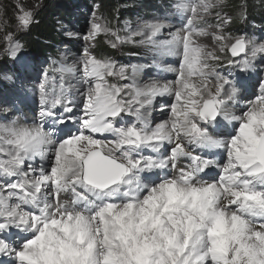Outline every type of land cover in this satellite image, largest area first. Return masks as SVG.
I'll list each match as a JSON object with an SVG mask.
<instances>
[{"label": "snow or ice", "instance_id": "snow-or-ice-1", "mask_svg": "<svg viewBox=\"0 0 264 264\" xmlns=\"http://www.w3.org/2000/svg\"><path fill=\"white\" fill-rule=\"evenodd\" d=\"M39 7L14 0L0 56L20 59ZM225 7L172 0L114 26L96 5L71 62L40 72L34 114L0 107V264H264V37L230 30L246 0ZM101 36L151 65L97 56ZM153 66L173 78L144 82Z\"/></svg>", "mask_w": 264, "mask_h": 264}, {"label": "rangeland", "instance_id": "rangeland-1", "mask_svg": "<svg viewBox=\"0 0 264 264\" xmlns=\"http://www.w3.org/2000/svg\"><path fill=\"white\" fill-rule=\"evenodd\" d=\"M70 1L76 6V8H74L69 22L58 23L57 30L59 31V35L56 38L57 42L53 45L54 47L50 50V52L46 53L42 57H33L24 47L23 54L17 61H13L6 56H0V107H7L10 106L11 103H14L17 108L20 109L21 115L31 117L26 114L31 111V114L33 115L34 111L37 109L36 98L33 95L32 90L34 84L38 82L37 78L40 72L44 68L49 67L53 60H59L61 58V52L65 49L70 50V63L76 56L78 50L82 47L83 42L76 40L74 37H69L68 33L82 34L86 32L88 28V21L98 4L95 3L94 0H85V2L82 0ZM231 1L232 0H225V3L227 4V2ZM234 1L237 6L245 2V0ZM25 2L28 5L38 3L40 4V7L42 6V0H25ZM171 2L172 0H131L120 8L118 14L114 13L113 15H107V13L102 11L100 8L98 14H101L114 26H123V23L126 20L135 22L139 17H147L149 15L157 14L163 15ZM246 3L249 7L253 6V9H257L259 15L255 18L249 17L248 15L247 22L245 23H241V21L237 18L236 23H238L237 26L239 27L233 29V26L230 25V30L234 35L238 34L240 30H243L247 32L248 35L264 37V32L261 31V29H264V13L261 14L262 11L264 12V0H257L254 2L246 0ZM13 4L14 0H0V20H2L3 23H10L12 29H14L16 25L15 19H11L13 16ZM176 22V19L172 20L173 24H176ZM209 22L214 23L215 21L209 18ZM23 32L25 31H22L21 33ZM20 34L18 38L21 41ZM104 40V36L99 37L97 39L96 46L97 43L102 41L105 49L107 46V51L113 55H100L95 51L97 56H110L119 63H145L151 65V57L146 55L143 50L132 48L131 46H125L119 50H113L108 47L106 43H104ZM146 72L147 75H143V77L150 76L153 72L156 74L160 73L162 77H165V72H162V69H159L157 72L155 66L151 68V71L146 70ZM239 80L240 83L237 84V87L241 88L243 93L244 99L242 101L247 102L248 99L253 98V93L258 92L259 86L257 84V77L254 73L244 74L243 76H239ZM5 101L10 103L6 104L4 103Z\"/></svg>", "mask_w": 264, "mask_h": 264}, {"label": "trees", "instance_id": "trees-1", "mask_svg": "<svg viewBox=\"0 0 264 264\" xmlns=\"http://www.w3.org/2000/svg\"><path fill=\"white\" fill-rule=\"evenodd\" d=\"M85 2V0H82ZM95 3L99 5V8L106 12L107 15L118 14L120 8L123 5H126L127 2L131 0H94ZM251 2L257 0H248ZM82 2V3H83ZM42 6L39 8L35 19L36 23H33L29 30L20 34V39L24 44L25 49L33 57H42L46 53L50 52L55 45L56 38L59 35L57 30L58 23L69 22L70 16L76 6L71 3L70 0H42ZM238 9L237 4L234 0L227 2L224 11H227L231 14H235ZM254 11V12H253ZM256 11V12H255ZM264 12L262 11L261 14ZM248 15L249 17H256L259 15L257 9H253V6H248ZM237 19V18H236ZM236 19L231 25L233 29L239 27L237 26ZM238 21V20H237ZM63 40V39H62ZM103 42L97 43L95 51L101 54L113 55L109 53L103 46Z\"/></svg>", "mask_w": 264, "mask_h": 264}, {"label": "bare ground", "instance_id": "bare-ground-1", "mask_svg": "<svg viewBox=\"0 0 264 264\" xmlns=\"http://www.w3.org/2000/svg\"><path fill=\"white\" fill-rule=\"evenodd\" d=\"M177 23V22H176ZM175 59L176 58H174V57H170V58H167V63H170V64H173V66H175L174 65V61H175ZM140 64V63H139ZM141 64H143V63H141ZM145 64V63H144ZM156 68V70H157V72H158V70L159 69H162V67L161 68H157V67H155ZM154 75V76H153ZM162 77V76H161ZM165 77L167 78V79H172L173 78V75L172 74H170V73H165ZM143 78V79H142ZM152 78H157V74L156 73H151L150 74V76H146V77H143V75L141 76V79L144 81V82H147L149 79H152ZM241 103L243 104V103H246V102H243V101H241ZM22 109V108H21ZM28 113H30L31 114V111H29ZM26 114L27 116H32V114L30 115V114ZM153 118H154V120L155 121H159V120H161V119H163L164 117L162 116V115H160L159 114V112H154L153 113Z\"/></svg>", "mask_w": 264, "mask_h": 264}]
</instances>
